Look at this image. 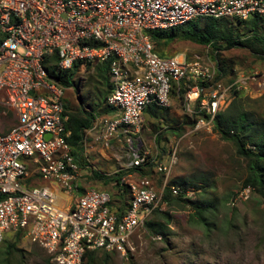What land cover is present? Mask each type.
<instances>
[{
	"label": "built area",
	"instance_id": "1",
	"mask_svg": "<svg viewBox=\"0 0 264 264\" xmlns=\"http://www.w3.org/2000/svg\"><path fill=\"white\" fill-rule=\"evenodd\" d=\"M254 16L264 18V0H0V120L7 113L15 119L0 131V244L18 235L54 264H83L87 252L126 256L131 237L164 205V190L193 200L199 188L168 182L174 159L162 164L139 146L120 179L127 202L81 190V167L66 141V87L50 70L87 73L86 65L109 62L113 91L106 106L114 114L96 117L85 133L87 161L88 133L101 128L94 142L104 147L120 129L138 135L145 108H169L172 90L182 96L193 131L210 130L241 85L217 80L216 69L197 57L160 58L148 32ZM145 169L163 176L159 189L136 174ZM242 191L247 197L250 189Z\"/></svg>",
	"mask_w": 264,
	"mask_h": 264
},
{
	"label": "rangeland",
	"instance_id": "2",
	"mask_svg": "<svg viewBox=\"0 0 264 264\" xmlns=\"http://www.w3.org/2000/svg\"><path fill=\"white\" fill-rule=\"evenodd\" d=\"M260 32L264 34V24L260 27ZM238 33L241 38L248 35L242 27ZM157 50L186 61H193L197 57L200 62L214 67L216 73L218 59L220 66L227 69L220 81L228 84L236 81L241 85L230 103L232 100H239L245 110L255 113L264 122L262 57L241 47L222 50L216 57L211 48L184 41H176ZM93 74L92 70L85 73L84 68H80L70 75L71 87L64 90L63 97L69 107L81 104L86 110H90L89 106L95 105L96 90L90 84ZM171 97L175 98L180 112L186 113V120L192 122L190 114L184 110L182 96L180 98V95L173 94ZM148 109L155 111L154 107ZM145 115L142 114V118ZM14 123L13 115L1 119L0 131L9 130ZM158 135L161 141L156 145ZM139 137L142 145L136 141ZM128 138L133 140L129 145L132 149L139 146L162 164L174 159L175 163L168 177L170 185L177 180H187L202 186L203 189L199 188V193L190 201L208 203L209 210L204 216L209 221V228L198 222L189 205L182 208L163 205L160 210L167 212L171 218L167 237L151 236L143 227L131 237L126 256L109 254L105 259L103 254H98L93 264H264V202L251 191L247 197L239 195L243 190L245 170L230 143L222 141L212 128L193 131L188 125L185 126L184 134L178 138L173 134L166 135L157 123L152 127L150 124L142 126L138 135L130 133ZM129 146L126 142H117L112 149L109 146L103 147L109 157L106 160H103L106 156L101 158L97 149L89 151L88 147L85 154L88 161L83 157V167L80 165L83 184L106 191L114 201H119L114 183H106L93 178L94 176L89 178V173L92 171L103 178L121 172L125 175L131 151ZM84 166L90 167L86 169ZM148 178L156 188L161 187L162 175L150 172ZM154 220L159 221V218L152 217L150 221ZM11 245L13 248L9 250ZM0 264L54 263L36 245L7 235L0 244Z\"/></svg>",
	"mask_w": 264,
	"mask_h": 264
},
{
	"label": "trees",
	"instance_id": "3",
	"mask_svg": "<svg viewBox=\"0 0 264 264\" xmlns=\"http://www.w3.org/2000/svg\"><path fill=\"white\" fill-rule=\"evenodd\" d=\"M263 24L264 18L257 16L247 21L206 18L191 21L184 26L165 31H149L148 35L153 46V52L162 58L176 56H167L159 53L157 50L159 47L167 46L176 41H184L200 47H209L216 57L218 52L222 50L241 47L264 59V34L260 32V27ZM241 27L247 31L248 35L245 38H241V34L238 33ZM216 61L218 63L216 79L220 80L227 72V69L220 66L221 62L218 59ZM92 68L94 74L90 79V84L96 90L95 105L93 107L89 106L90 110H86L81 104L76 107H69L67 102H65L64 105V115L67 117L64 127L66 132H69V137L66 141L71 149L74 162L82 165V167V143L85 133L92 128L96 117L114 114L113 110L106 106V99L113 91V84L109 77V62L94 66L86 65V71H90ZM75 69H77V66H75ZM73 71L62 74L55 73L51 69L50 75L59 79L66 88H70V75ZM236 93V91L233 93V97ZM173 94H175L174 90L171 91L170 96ZM153 106L156 107L155 105ZM11 116V113L7 114L8 118ZM188 125L193 128V121L190 123L187 120L184 121L181 126L170 129V133L180 138L185 132V126ZM212 129L222 141L230 143L234 147L237 158L242 161L245 170L242 188H249L251 192L255 193L264 202V122L255 113L245 110L239 100H232L224 111L216 115ZM160 141L161 137L158 135L155 140L156 145H159ZM150 172H152L151 169H145L137 171L136 174L139 177H149ZM123 174L124 172H121L114 176L103 178L99 174L94 173L93 177L106 183H114L119 198L117 202L121 205L127 202L126 192L120 194V179L124 176ZM195 184L187 180H177L171 185L182 187L191 185L203 189L202 186ZM162 204L167 207L177 205L181 206V208L189 205L194 211L198 222L209 228V221L204 216V213L209 210V205L205 201H184L180 198L172 197L169 190L166 189L162 194ZM120 211L122 210L120 209ZM153 217H158L159 221L146 222L144 229L151 236L167 237L168 223L171 221L170 215L167 212L156 209ZM14 238L21 239L18 235H15ZM11 248H13L12 245L8 247L9 250ZM98 254H103L105 259L109 255L103 252H87L84 255L83 264H93Z\"/></svg>",
	"mask_w": 264,
	"mask_h": 264
},
{
	"label": "crops",
	"instance_id": "4",
	"mask_svg": "<svg viewBox=\"0 0 264 264\" xmlns=\"http://www.w3.org/2000/svg\"><path fill=\"white\" fill-rule=\"evenodd\" d=\"M154 107L153 105H149L148 107L145 108V110L143 111L142 114H146L145 118H142L141 116V126H145L146 124H150L151 127L154 126L156 123L158 124V126L160 128L163 129V132L166 133V135H171L170 133V129L181 126L183 124V122L187 119L186 113L182 114L180 112V110L178 109V106L176 105V101L175 98H172L170 96V107L167 109H160V108H156L154 107L155 111H152V109H148ZM105 117H109V116H105ZM101 128H97L94 131L90 132L87 134V141L89 143V141L91 143L88 144V148L89 151L90 150H95L97 149V151L101 154V158H103L102 156H106L105 159H108L109 157L106 155L105 150L103 149V145L100 143H95L94 142V137L100 133ZM140 136V135H139ZM128 139V134H126L124 132L123 129L118 130L117 134L110 140L109 142V147L112 149V146L114 144H116L117 142H126ZM137 141H140V137L138 139H136ZM111 143V145H110ZM127 143V142H126ZM142 144V143H141ZM127 145H131V143H127ZM101 146V147H99ZM99 147V148H98ZM130 147V146H129ZM129 149H132L131 147ZM94 156V153L92 154ZM90 166H84V168H89ZM94 176V172L90 171L89 173V178H92ZM89 188L88 185L85 186V184H83L82 179H81V183H80V189H87ZM118 196V193H117Z\"/></svg>",
	"mask_w": 264,
	"mask_h": 264
}]
</instances>
